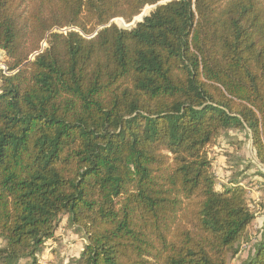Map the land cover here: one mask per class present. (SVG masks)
<instances>
[{"label": "trees", "instance_id": "trees-1", "mask_svg": "<svg viewBox=\"0 0 264 264\" xmlns=\"http://www.w3.org/2000/svg\"><path fill=\"white\" fill-rule=\"evenodd\" d=\"M0 49V264L64 217L76 264H264L208 152L243 130L264 165V0H0Z\"/></svg>", "mask_w": 264, "mask_h": 264}, {"label": "rangeland", "instance_id": "rangeland-1", "mask_svg": "<svg viewBox=\"0 0 264 264\" xmlns=\"http://www.w3.org/2000/svg\"><path fill=\"white\" fill-rule=\"evenodd\" d=\"M152 9V6H147L141 14H148ZM114 22L124 28L129 25L122 18H116ZM5 61V53L0 49V67L6 66ZM208 152L213 159L212 169L216 176L217 188L222 189L230 185L234 179L240 180L247 188L250 205L258 214L257 219L252 222L251 232L255 234L264 220V165L255 157L251 138L243 130H233L232 134L223 132L218 143L209 147ZM239 171L241 174H238ZM258 172H263V175ZM56 235L57 240L49 239L38 253L43 264H76L85 244L83 234L75 227H68L67 217H64ZM3 244L0 239V246ZM247 254L248 248L244 246L240 255L232 260V264H240Z\"/></svg>", "mask_w": 264, "mask_h": 264}, {"label": "water", "instance_id": "water-1", "mask_svg": "<svg viewBox=\"0 0 264 264\" xmlns=\"http://www.w3.org/2000/svg\"><path fill=\"white\" fill-rule=\"evenodd\" d=\"M164 2H165V1H160V2H158L157 4L153 5L152 7H153V8H156L159 4H162V3H164ZM148 14H149V13H148ZM148 14H140V15L136 16V17L133 19V21L129 23L128 27H125V28L130 29L131 27L135 26L137 22L142 21L143 18H144V16H146V15H148ZM102 27H104V26H102ZM102 27H100V28H102ZM100 28H99V29H100Z\"/></svg>", "mask_w": 264, "mask_h": 264}, {"label": "built area", "instance_id": "built-area-1", "mask_svg": "<svg viewBox=\"0 0 264 264\" xmlns=\"http://www.w3.org/2000/svg\"><path fill=\"white\" fill-rule=\"evenodd\" d=\"M66 30H67V29L64 28L63 30H60V31H66ZM0 69H3L4 72H7V67H6L5 65H2V66L0 67Z\"/></svg>", "mask_w": 264, "mask_h": 264}, {"label": "crops", "instance_id": "crops-1", "mask_svg": "<svg viewBox=\"0 0 264 264\" xmlns=\"http://www.w3.org/2000/svg\"><path fill=\"white\" fill-rule=\"evenodd\" d=\"M229 132H230L231 134L233 133V131H229ZM219 139H220V138H219ZM219 139H218V140H219ZM217 143H218V142H217ZM215 145H216V144H215ZM261 165H263V164H261ZM263 219H264V218H263ZM263 221H264V220H263Z\"/></svg>", "mask_w": 264, "mask_h": 264}]
</instances>
